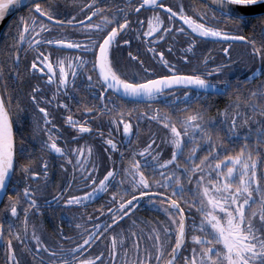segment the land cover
<instances>
[{
  "label": "snow or ice",
  "instance_id": "1",
  "mask_svg": "<svg viewBox=\"0 0 264 264\" xmlns=\"http://www.w3.org/2000/svg\"><path fill=\"white\" fill-rule=\"evenodd\" d=\"M216 2L222 5L220 15L208 17L189 0H79L70 11L60 0H0V21L18 6L26 3L28 8L8 25L12 44L6 45L5 59L11 63L4 70L16 80L11 90L8 81L0 83V193L7 196L4 208L12 217L18 216L22 201L26 204L19 225L9 220L5 228L0 220V236L5 231L9 236L3 264H264V0ZM186 7L194 8L200 19L188 15ZM249 25L254 34L237 35ZM207 38H222L229 45L221 49L224 61L203 53L201 60L190 59L197 55L198 41ZM168 40L173 41L168 51L185 53L181 63L193 65L190 70L157 50V43ZM232 41L247 45L251 71L243 85L230 79ZM133 43L138 55L125 56L121 46ZM53 47L74 55L47 51ZM147 53L167 74L145 67L140 55ZM22 58L26 72L30 68L33 77H42L34 85L25 79L26 93L15 87ZM132 64L144 75L130 73ZM214 74L223 79H211ZM176 89L182 95H175ZM21 93L32 104V134L39 137L35 161L37 149L26 139L17 142L14 132ZM225 95L231 96L228 104L211 115L210 98ZM157 101L165 107L140 108ZM52 107L69 126L67 134L54 123ZM73 108L82 120L72 114ZM145 118L156 123V130L149 128L142 141L133 143ZM114 132L121 133L119 146ZM93 133L101 141L96 159L91 145L72 146ZM166 147L168 158L162 155ZM46 152L61 157L56 163L64 176L41 204L37 193L48 187L51 167ZM41 177L43 183H31ZM98 194L107 198L95 216L86 209ZM145 202L162 210L165 220L153 223L138 216ZM73 207L81 209L76 218L82 223L70 236L56 225L45 243L37 226L30 228V210L39 214L43 208L55 215V208H62V218L71 223ZM193 212L198 223L186 215Z\"/></svg>",
  "mask_w": 264,
  "mask_h": 264
},
{
  "label": "flooded vegetation",
  "instance_id": "2",
  "mask_svg": "<svg viewBox=\"0 0 264 264\" xmlns=\"http://www.w3.org/2000/svg\"><path fill=\"white\" fill-rule=\"evenodd\" d=\"M79 2V0H60V3L62 6H64V8L68 9L69 11L71 10L72 7H74V4ZM189 3L193 6L199 7L201 12H204L205 16L210 17L212 12H216L217 16L220 15L221 9H219L217 7L218 3L216 2V0H189ZM215 4V5H214ZM222 8V7H221ZM186 12L188 15L193 16L194 19H200V17L195 13L194 8H187L186 7ZM28 8L26 7L25 9H23L20 13H18L11 21H14L16 19V17L18 16H23L27 13ZM63 11V9H62ZM142 15H144L142 13ZM147 15H151V11H149L147 13ZM163 15V13H162ZM64 16L61 15L60 17H58V19H63ZM79 19H83V17H78ZM135 18V17H133ZM46 22V21H45ZM201 22H204L203 20H201ZM9 25V24H8ZM221 27H227V25H225L223 22L220 23ZM144 28L145 30H147V20L145 19V23H144ZM14 31V29L12 30ZM65 31L68 34H72V29L68 28L65 29ZM255 32L258 33L259 32V27L257 26V28L255 29ZM251 34H254V30L251 27V25H249L246 28H243L241 31L237 32V35H246V36H250ZM55 35V33H54ZM125 38H129V37H125ZM178 39L183 40L184 37H179ZM169 43H173L172 40H168L164 43H157L156 47L157 50H163L165 52V57L167 59H169L172 63L178 65L180 68L183 69H187L190 70L191 67L193 65H189L186 63H181V57L182 55H184L185 53L180 52V51H172L169 52L167 45ZM200 47L196 49L197 55L196 57H192L190 56V59L193 60H201L203 57L200 55V53H203L204 55L209 56L210 59L215 60L217 62L220 61H224V54L221 52V49L223 47H228V44H225L222 42V38L221 39H216V38H207L201 41H198ZM231 43V57L233 60V64L234 67L231 68L230 72H231V76L230 79L233 80H239V82L243 85L244 84V78L246 76L247 73H249L251 71V67L250 66H246L247 64H250L249 58L246 55L247 52V45H245L243 42H239V41H232ZM12 44V35L10 32L9 27L7 26L2 34V37L0 39V83H3L4 81H8L9 82V86H10V90L13 84V81L16 80L15 76H12V79L10 80L9 77L11 75V73L9 71L4 70L6 65H9L11 62L9 60L5 59V56L8 53V49L6 47V45H11ZM177 48L182 49L184 47V44H177L176 45ZM122 49V53L126 56L128 52H132L133 55H138L136 49H137V45L135 43L132 44L131 48H126L121 46ZM209 49H211V51H209ZM42 51H44L45 49L42 48ZM48 52H53V53H57L59 55H74V53L72 52H58V50L53 47V48H48L47 49ZM32 57L29 56V62L30 59ZM140 59L141 60H145L146 64L145 67L148 66H153L156 68V70L160 71L162 74H167L166 70H164L163 68H160L158 65V62L155 61V58L152 57L151 53H147L146 55H140ZM27 67L25 60L22 58L20 66H19V83H17L15 85L16 89H23V93H26L28 91H30L29 86L27 83H24L23 81L25 79H28L30 81V83H32L33 85L39 80L42 79V77H40L39 73H36L35 76L33 77L31 74V69L29 68L28 72L25 71V68ZM209 67H211V65L209 64ZM138 72L140 75H144L143 72H140V70L136 67L135 64L130 65L129 67V72ZM211 79L213 80H219V79H223V77H220L218 75H213L211 77ZM256 81L253 80L252 83L254 84ZM83 85L78 82L77 83V87L81 88ZM246 87V86H245ZM233 89H235V84H233ZM243 90V89H242ZM232 91V90H230ZM23 93L20 94L19 96V100H20V107H21V113L19 114V118L17 119V121L14 123L13 127H14V132L16 133V140L17 142H19L22 138L26 139L28 141V144L31 148L37 149V155L35 157H32V159L35 160H39V137L38 136H33L32 134V128H33V124H32V114H33V108H32V104L31 102L28 100L27 95H24ZM175 95H182V92L180 89H176L174 90ZM45 93H41V95H44ZM49 96H51V92L49 91L47 93ZM78 94H82V93H78ZM231 99V96L225 95V96H212L210 98V103L213 105V108L211 109V115L215 116L216 115V109L219 108L221 110L224 109V107L228 104L229 100ZM16 101L14 100V103ZM55 104V101H54ZM73 105H74V101H73ZM43 107H47V105H42ZM131 105H129L130 107ZM160 107L161 109H163L165 107V105L162 102H155V103H150L149 105H144L141 104L140 108L141 110H144L146 107ZM49 111L53 113V115L55 116V120L54 123H56L61 131H64L67 134V129L69 126H67L63 120L60 119L59 117V109H56L55 107L49 108ZM73 115H75L77 117V119L82 120V114L75 112L74 108H73ZM13 115H16L15 113ZM38 115V114H37ZM65 117L68 115L67 112H64ZM149 115H151V113H149ZM107 119V118H105ZM136 119V115L135 113L133 114V120ZM96 126V125H94ZM151 128L153 130H156V123L148 120V119H142L140 121V135L139 137L133 136V143H138L140 141L143 140L144 136L147 134L148 129ZM103 131H105L107 133V127L102 128ZM135 131V129H134ZM21 132L23 133V136L21 135ZM73 135H75V132L72 133ZM56 135L58 137H60V133L57 132ZM114 138L117 139L118 141V146L122 140V136L120 132H114L113 133ZM63 137H61L58 140V143H62L63 141ZM101 141L95 137V133L92 134V137H89L88 135H84V138L77 141V142H73V147H77V146H84L85 148H87L88 145L92 146L93 149V159L97 158V155L99 153V145H100ZM87 154V153H85ZM44 155L47 156V158L50 161V165L51 167L49 168V178H48V187L45 189H42L40 192L37 193V196L39 197V202L41 204H43V201L46 199H50L51 195H54V191L57 185H59L61 183V180L64 176V173L61 172L58 167H57V163L56 161L61 160V157L55 153H44ZM164 158H168L170 155L169 149L166 147L164 152L162 153ZM200 155H203V153L201 152ZM125 159H127V157H125ZM27 160L24 159L21 161V163H26ZM183 162V161H182ZM117 163H119V161H117ZM34 170L39 171V168H36ZM17 177H19L21 174L19 173V171L16 173ZM68 178L71 179L72 178V172L71 169H68ZM43 177H41V181H31V183L35 184V183H43ZM24 185L20 184L19 187L22 188ZM11 190V189H9ZM115 189H110V191H114ZM13 195H16L15 192L12 193ZM70 194H77L75 191L71 192ZM110 194V193H109ZM36 198V197H34ZM107 198L106 194H98L97 198H94V200L92 202H89L87 204V209L86 211L91 213L92 215L95 216H99L100 214V209L101 206L105 204V200ZM7 203V196L3 195V198L1 200L0 203V220H2L5 224V228H7V224L9 222V220H14L16 221L17 225H19L22 221H23V211L22 208L24 206H26V204L23 203V201L21 202V205L18 207V216L17 217H12L10 212L6 213L4 205ZM110 206V205H109ZM96 211H93V210ZM81 209L77 208V207H73L72 209H70L71 213H73V220L71 223H69L68 220L63 219L62 217L64 216V210L62 208H55V215H50L48 211H45L43 208L41 209L39 214H36L35 212L30 210L29 213V225L31 228V225H36L38 228V235L41 236L43 242L48 243L50 239L53 238L54 233H55V226L56 225H60L62 226V228L65 230L64 235L65 236H70L72 235L73 231L75 230V225L76 224H80L82 223V221L80 219L76 218V214L79 213ZM137 215L140 217H144L145 219L151 221V222H155V220H161L164 221L165 220V215L163 214L162 210H156L154 208H152L151 206L147 205V203L145 202L144 205L142 207H140V211L137 212ZM186 215H192L196 218V222H199V215L195 212L191 213V214H187ZM223 219V218H222ZM188 223H191V220L188 221ZM121 227H124L123 225H121ZM147 227V226H144ZM15 230V229H14ZM30 234V232H29ZM197 235L201 234L199 232L196 233ZM9 239L8 236V232L5 231L3 233L2 236H0V264H3V258L5 255V250L7 248V240ZM63 243L66 246H69V241L64 240ZM18 246V242L13 240V247H17ZM125 247H127V244H125ZM36 264H39V262L37 261Z\"/></svg>",
  "mask_w": 264,
  "mask_h": 264
},
{
  "label": "water",
  "instance_id": "3",
  "mask_svg": "<svg viewBox=\"0 0 264 264\" xmlns=\"http://www.w3.org/2000/svg\"><path fill=\"white\" fill-rule=\"evenodd\" d=\"M215 5V4H214ZM27 7V4L25 3L24 6H18L15 10V12L11 15H7L3 21H0V38L5 30V28L8 26V24L11 22V20L18 14L20 13L23 9H25ZM217 7L219 9H222V5H217ZM3 193H0V203H1V200L3 198Z\"/></svg>",
  "mask_w": 264,
  "mask_h": 264
}]
</instances>
